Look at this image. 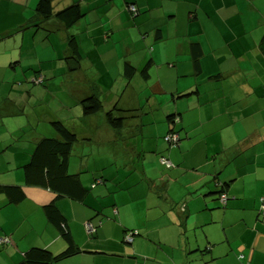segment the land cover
<instances>
[{
	"label": "crops",
	"instance_id": "obj_1",
	"mask_svg": "<svg viewBox=\"0 0 264 264\" xmlns=\"http://www.w3.org/2000/svg\"><path fill=\"white\" fill-rule=\"evenodd\" d=\"M37 1L0 0V186L25 190L18 203L0 193V237L10 238L0 264L32 246L66 248L43 211L52 200L82 250L63 264H264V0H52L54 12L79 5L70 26L40 16ZM92 94L102 108L84 115ZM135 107L118 130L107 124V110ZM171 112L187 130L175 147L163 139ZM53 121L76 134L67 170L89 189L83 199L25 182Z\"/></svg>",
	"mask_w": 264,
	"mask_h": 264
},
{
	"label": "trees",
	"instance_id": "obj_2",
	"mask_svg": "<svg viewBox=\"0 0 264 264\" xmlns=\"http://www.w3.org/2000/svg\"><path fill=\"white\" fill-rule=\"evenodd\" d=\"M130 6L129 4L127 5L128 10H130ZM35 10L43 18L56 16L65 26H70L77 22L83 15L78 4H70L54 12L52 0H38ZM130 12L132 11L130 10ZM157 35L158 32L156 33ZM67 46L70 51V58L74 60L72 62L74 64L70 65V67H77L78 65L76 64L79 63L81 56L75 36L70 35L67 38ZM257 47L261 53H264V16L262 33ZM200 54L201 49L199 45L195 44L193 47L192 62L196 72L200 71V61L198 60ZM148 65L149 62L138 71L143 78L149 75ZM123 67V74L127 79H131L134 73L137 72L136 68L128 62H125ZM33 80L38 84L43 82V78L40 75L35 76ZM190 92L193 91L191 90ZM190 92H182L178 96L185 97ZM81 104L84 115L93 114L102 108L101 100L96 94H92L88 98L83 99ZM136 109L140 110L139 107L120 109V112H114V110L109 109L105 112V120L111 128L118 130L122 127L125 117H138L140 115V113L134 111ZM167 120L169 122V128L163 139L170 147L178 146L180 140L187 134V130L181 125L177 126L180 120L179 114L171 112L168 114ZM52 126L57 133L56 136L40 139L32 151L31 158L24 164L25 182L29 185L48 188L57 196L83 199L89 189L81 184L77 173H69L67 170L68 159L72 154V147L77 140L76 134L59 121H53ZM223 190L222 186L218 188L217 193L219 194V198L223 194L226 195ZM0 193L6 195L9 201L13 203H18L25 198V190L20 185L0 186ZM43 211L46 219L57 228L59 235L65 240L66 248L59 253H52L45 247L32 246L24 251L22 258L15 264H63L65 259L82 251L73 241L66 219L53 200L44 204ZM2 237H7L8 242H10L8 236Z\"/></svg>",
	"mask_w": 264,
	"mask_h": 264
},
{
	"label": "built area",
	"instance_id": "obj_3",
	"mask_svg": "<svg viewBox=\"0 0 264 264\" xmlns=\"http://www.w3.org/2000/svg\"><path fill=\"white\" fill-rule=\"evenodd\" d=\"M130 10L135 11V8L133 6H130ZM221 200L224 201L225 200V195L223 194L221 196ZM261 208H262V212L264 213V198L261 199ZM85 226V230L88 234H92L95 231V227L93 226V224L91 222H85L84 223ZM129 240V238H127ZM8 242V238L7 237H0V243H6Z\"/></svg>",
	"mask_w": 264,
	"mask_h": 264
},
{
	"label": "rangeland",
	"instance_id": "obj_4",
	"mask_svg": "<svg viewBox=\"0 0 264 264\" xmlns=\"http://www.w3.org/2000/svg\"><path fill=\"white\" fill-rule=\"evenodd\" d=\"M244 3H246L245 2V0H242ZM254 1H256V2H258L259 0H254ZM192 28H193V26H192ZM191 28V29H192ZM190 29V32H192V30ZM164 67V66H163ZM113 83H116V82H114L113 81ZM134 111H136L137 113H140V110L139 109H136V110H134ZM139 115V114H138ZM120 135H123V134H120ZM122 143V140H120V138L118 137V138H116V139H113V140H110V147H112V146H114L115 144H121ZM94 149H99V147L97 146V144L95 143L94 144ZM18 227H21V225L20 226H18ZM85 227V226H84Z\"/></svg>",
	"mask_w": 264,
	"mask_h": 264
},
{
	"label": "clouds",
	"instance_id": "obj_5",
	"mask_svg": "<svg viewBox=\"0 0 264 264\" xmlns=\"http://www.w3.org/2000/svg\"><path fill=\"white\" fill-rule=\"evenodd\" d=\"M131 6H133L134 7V5H131ZM130 9V8H129ZM132 11V10H131ZM133 13L135 12V11H132ZM220 199V201L222 202V203H224L225 204V201H226V195H225V200L224 201H222L221 200V197L219 198ZM262 199V198H261ZM260 202H261V200H260ZM93 234V233H92ZM130 239V238H129ZM7 243V242H6ZM0 244H5V243H0Z\"/></svg>",
	"mask_w": 264,
	"mask_h": 264
}]
</instances>
